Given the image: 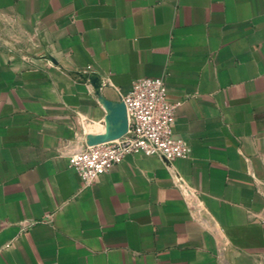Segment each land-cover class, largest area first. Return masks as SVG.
<instances>
[{"label":"crops","instance_id":"crops-1","mask_svg":"<svg viewBox=\"0 0 264 264\" xmlns=\"http://www.w3.org/2000/svg\"><path fill=\"white\" fill-rule=\"evenodd\" d=\"M138 78L190 157L84 186ZM0 264H264V0H0Z\"/></svg>","mask_w":264,"mask_h":264},{"label":"built area","instance_id":"built-area-1","mask_svg":"<svg viewBox=\"0 0 264 264\" xmlns=\"http://www.w3.org/2000/svg\"><path fill=\"white\" fill-rule=\"evenodd\" d=\"M127 121L125 135L85 145L68 157L69 166L84 186H91L127 155L156 157L171 166L190 157L189 144L174 132L176 105L161 78H138L121 96Z\"/></svg>","mask_w":264,"mask_h":264},{"label":"water","instance_id":"water-1","mask_svg":"<svg viewBox=\"0 0 264 264\" xmlns=\"http://www.w3.org/2000/svg\"><path fill=\"white\" fill-rule=\"evenodd\" d=\"M119 106H120V108L122 109V111H123V113H124V117H125V110H124V107H123L122 105H120V104H119ZM125 128L127 129V121H126V117H125ZM110 139H113V138L105 139V140H103V141L110 140ZM100 142H102V141H100ZM94 143H97V142H94Z\"/></svg>","mask_w":264,"mask_h":264}]
</instances>
